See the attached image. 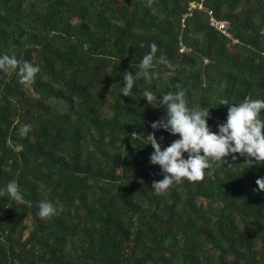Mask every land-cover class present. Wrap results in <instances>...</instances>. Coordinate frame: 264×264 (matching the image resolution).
Segmentation results:
<instances>
[{"label": "trees", "instance_id": "16d2710c", "mask_svg": "<svg viewBox=\"0 0 264 264\" xmlns=\"http://www.w3.org/2000/svg\"><path fill=\"white\" fill-rule=\"evenodd\" d=\"M153 42L172 67L123 96ZM5 54L41 72L0 69V187L16 181L31 201L0 196V264H264V162L229 154L232 166L157 192L144 138L155 131L163 149L177 137L151 128L165 109L142 97L183 89L212 131L221 99L264 98V0H0ZM42 200L58 214L40 217Z\"/></svg>", "mask_w": 264, "mask_h": 264}, {"label": "clouds", "instance_id": "9594fccd", "mask_svg": "<svg viewBox=\"0 0 264 264\" xmlns=\"http://www.w3.org/2000/svg\"><path fill=\"white\" fill-rule=\"evenodd\" d=\"M150 49L140 60L139 71L123 73V96L129 97L140 78H143L145 84H151L159 76V73L154 71L158 65L172 67L165 55H156L158 46L155 42L150 45ZM0 69L17 70L26 82L33 81L36 74L41 72L38 65L20 61L14 55L6 54L0 56ZM142 97L152 107L165 109L164 117L152 122L151 128L163 129L177 137L162 149L155 131L149 133L146 138L140 136L148 140V144L154 149L150 162L158 165L163 173V179L154 181L152 185L157 192H166L183 179L193 182L202 180L206 170L212 169L216 163L228 164L225 157L229 154L238 153L245 156V162L249 165L264 162V98H245L239 103H232L227 98L221 99V105H229L227 119L216 125L217 131H212L208 124L209 108L200 105L189 107L183 89L157 95L146 87ZM31 128V124H23L20 132L27 135ZM232 159L236 160L237 156L233 155ZM256 183L260 190H264V178L258 179ZM6 194L15 201L31 204V201L25 200L16 181H10L6 186L0 187V196ZM58 211L57 205L50 200H42L39 203L38 214L42 218L55 216Z\"/></svg>", "mask_w": 264, "mask_h": 264}, {"label": "built area", "instance_id": "2783aa9c", "mask_svg": "<svg viewBox=\"0 0 264 264\" xmlns=\"http://www.w3.org/2000/svg\"><path fill=\"white\" fill-rule=\"evenodd\" d=\"M202 3H190L188 7V12L190 13L192 10L198 9L201 10L203 9ZM208 17H209V25L219 31L222 35L225 37L232 39L231 34L228 31V25L224 21H219L216 18H214L213 13L211 11H208ZM189 15V14H188ZM235 43V41H233Z\"/></svg>", "mask_w": 264, "mask_h": 264}]
</instances>
